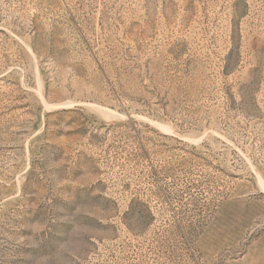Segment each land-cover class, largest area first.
<instances>
[{"label":"rangeland","instance_id":"rangeland-1","mask_svg":"<svg viewBox=\"0 0 264 264\" xmlns=\"http://www.w3.org/2000/svg\"><path fill=\"white\" fill-rule=\"evenodd\" d=\"M0 264H264V0H0Z\"/></svg>","mask_w":264,"mask_h":264}]
</instances>
